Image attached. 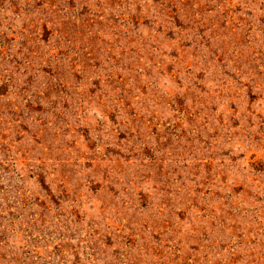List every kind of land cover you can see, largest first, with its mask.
I'll return each instance as SVG.
<instances>
[{"label": "rangeland", "instance_id": "obj_1", "mask_svg": "<svg viewBox=\"0 0 264 264\" xmlns=\"http://www.w3.org/2000/svg\"><path fill=\"white\" fill-rule=\"evenodd\" d=\"M0 264H264V0H0Z\"/></svg>", "mask_w": 264, "mask_h": 264}]
</instances>
